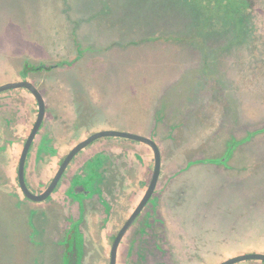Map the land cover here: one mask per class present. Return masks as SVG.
I'll list each match as a JSON object with an SVG mask.
<instances>
[{
  "label": "rangeland",
  "instance_id": "rangeland-1",
  "mask_svg": "<svg viewBox=\"0 0 264 264\" xmlns=\"http://www.w3.org/2000/svg\"><path fill=\"white\" fill-rule=\"evenodd\" d=\"M244 7L0 0V85L20 81L26 62L54 66L29 76L48 103L46 120L74 108L91 116V129L129 128L161 148L170 219L149 243L123 244L121 258L131 259L118 264H218L264 252V0H249L247 16ZM2 171L0 264H40L45 234L28 225L37 205L15 196ZM87 253L84 264H109L100 246Z\"/></svg>",
  "mask_w": 264,
  "mask_h": 264
},
{
  "label": "flooded vegetation",
  "instance_id": "flooded-vegetation-1",
  "mask_svg": "<svg viewBox=\"0 0 264 264\" xmlns=\"http://www.w3.org/2000/svg\"><path fill=\"white\" fill-rule=\"evenodd\" d=\"M24 71H21L20 81H30V73L39 72L24 75ZM44 101L46 116L30 146L25 164V183L34 194H41L50 186L72 150L91 135L105 130L139 134L129 128L108 125L91 129V125L87 126L91 116L82 115V111L74 108H65L54 114L52 121L46 120L48 103L45 98ZM38 111L34 96H0V158L7 159L4 163L0 161V177H3V167L4 174L15 182V196L37 205L36 215L29 218L28 225L31 229L36 226L45 234L43 239L44 236H37L43 245L38 252L40 264H84L90 258L87 253L90 245L100 246L104 253L106 250L110 264L112 246L119 232L131 219L151 184L155 169L153 152L150 147L128 139H98L69 161L48 199L32 202L20 188L19 166ZM80 130L78 139L77 131ZM135 144L143 145L144 150L135 148ZM161 179L162 167L154 192L122 238L118 262L131 259L129 252L121 258L123 244L149 243L157 224L163 227L169 221L170 216L167 217L166 211L162 212L161 203V194L167 189L169 179L163 184ZM140 228L141 231L137 230Z\"/></svg>",
  "mask_w": 264,
  "mask_h": 264
},
{
  "label": "water",
  "instance_id": "water-1",
  "mask_svg": "<svg viewBox=\"0 0 264 264\" xmlns=\"http://www.w3.org/2000/svg\"><path fill=\"white\" fill-rule=\"evenodd\" d=\"M15 89H25L27 90L32 96L35 97L37 103H38V117L36 124L23 148L21 158H20V166H19V183H20V188L24 194V196L32 201V202H42L46 199H48L51 194L54 192L55 187L58 184V181L60 180L61 175L63 174L67 164L71 159L83 148H85L87 145L90 143L101 139L105 137H115V138H123V139H128L131 141H135L141 144H144L148 147L153 152L154 155V161H155V169L152 177L151 184L148 188V191L146 192L143 200L141 201L140 205L134 212L133 216L131 219L128 221V223L123 227V229L119 232L111 250V259H110V264H118V249L120 246V243L122 241V238L124 237L125 233L128 231L130 225L134 221V219L139 215L141 210L144 208L145 204L147 203L149 197L151 194L154 192L158 180L161 174V167H162V153L160 150L159 145L157 142L152 139L148 138L146 136L140 135V134H135L131 132H123V131H114V130H105V131H100L97 132L93 135H91L88 139H86L84 142L79 144L75 149L72 150V152L69 154L65 162L63 163L61 169L57 173L55 179L51 182L50 186L41 194H34L32 193L26 183H25V164L28 156V152L30 149V146L40 128L42 125L45 116H46V104L44 101V98L39 91V89L30 81L28 80H23L20 82H13V83H6L3 85H0V93L10 91V90H15ZM250 261H256V262H263L264 263V252H251V253H244L240 255H235L225 261L219 262L218 264H240L244 262H250Z\"/></svg>",
  "mask_w": 264,
  "mask_h": 264
},
{
  "label": "trees",
  "instance_id": "trees-1",
  "mask_svg": "<svg viewBox=\"0 0 264 264\" xmlns=\"http://www.w3.org/2000/svg\"><path fill=\"white\" fill-rule=\"evenodd\" d=\"M10 2H11V0H10ZM244 2H245V7H244V14H245V16H247V13L250 11V9L249 8H247V6H249V0H244ZM238 6V5H237ZM240 20V19H239ZM243 31L241 30L239 33L242 35V37L244 36L243 35V33H242ZM53 67L54 66H45V65H38V66H36V65H33L32 63H29V62H26L25 64H24V69H25V71H24V75H27V73L28 72H32V71H40V70H51V69H53ZM211 162H214V160H210Z\"/></svg>",
  "mask_w": 264,
  "mask_h": 264
},
{
  "label": "crops",
  "instance_id": "crops-1",
  "mask_svg": "<svg viewBox=\"0 0 264 264\" xmlns=\"http://www.w3.org/2000/svg\"><path fill=\"white\" fill-rule=\"evenodd\" d=\"M6 83H10V82H6ZM6 83H4V84H6ZM2 85H3V84H2ZM132 132H134V131H132ZM11 255H12V254H11ZM11 257H12V258H11ZM11 257H10V258L13 259V256H11ZM5 260H9V258L6 257ZM13 260H15V259H13ZM13 260H12V261H13ZM18 260H19V259H18ZM18 260H16V261H18ZM44 260H45V259H44ZM15 264H16V263H15ZM36 264H38V263H36Z\"/></svg>",
  "mask_w": 264,
  "mask_h": 264
}]
</instances>
